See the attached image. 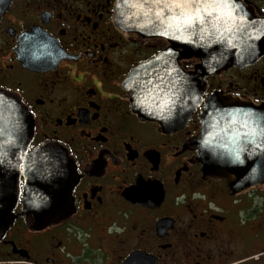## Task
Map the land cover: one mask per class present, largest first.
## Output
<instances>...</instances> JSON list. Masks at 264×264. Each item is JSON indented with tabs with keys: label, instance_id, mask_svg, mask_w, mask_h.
Returning <instances> with one entry per match:
<instances>
[{
	"label": "flooded vegetation",
	"instance_id": "1",
	"mask_svg": "<svg viewBox=\"0 0 264 264\" xmlns=\"http://www.w3.org/2000/svg\"><path fill=\"white\" fill-rule=\"evenodd\" d=\"M238 1L264 18V0ZM136 2L127 0L130 17ZM119 9L120 0H0V90L33 119L29 150L62 147L77 177L72 212L38 230L17 217L0 264H264V185L239 190L219 175L232 168L226 155L261 151V131L243 128L238 144L227 139L238 129H227L209 173L198 146L212 93L264 103V54L206 75L200 94L199 60L168 56L160 100L190 111L179 121L165 113V126L140 116L125 87L171 47L165 18L146 13L124 29Z\"/></svg>",
	"mask_w": 264,
	"mask_h": 264
},
{
	"label": "water",
	"instance_id": "2",
	"mask_svg": "<svg viewBox=\"0 0 264 264\" xmlns=\"http://www.w3.org/2000/svg\"><path fill=\"white\" fill-rule=\"evenodd\" d=\"M146 2L147 12L143 7ZM136 3L138 10L130 17L126 12L127 0H120L117 23L128 29L131 21L144 20L146 13L160 14L165 18L160 33L171 42L167 51L136 67L125 83L134 108L142 117L173 126L164 121L165 113H171L179 121L190 111L165 105L160 100L161 93L167 91L160 81L164 78L162 64L168 56L199 60L193 75L197 76L200 94L206 75L243 66L264 54V18H256L238 0H137ZM133 30L143 32L141 28ZM200 122L198 146L205 173L212 172L210 160L220 158L221 153L212 146L223 142L227 129H238L236 136L227 138L238 144L242 142L243 128L261 131V151L253 156L244 152L226 155L232 168L221 169L219 175L232 179L239 190L264 185V103L214 92L208 97ZM33 132V119L20 98L0 90V240L17 217H22L29 229L38 230L61 221L73 210L71 192L77 181L74 164L56 144L29 150ZM21 194V209L15 214L13 210Z\"/></svg>",
	"mask_w": 264,
	"mask_h": 264
}]
</instances>
